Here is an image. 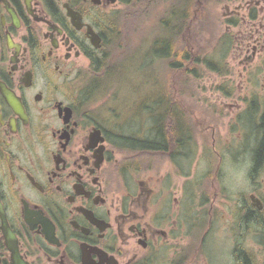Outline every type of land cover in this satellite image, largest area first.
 <instances>
[{
  "label": "flooded vegetation",
  "instance_id": "1",
  "mask_svg": "<svg viewBox=\"0 0 264 264\" xmlns=\"http://www.w3.org/2000/svg\"><path fill=\"white\" fill-rule=\"evenodd\" d=\"M117 1L0 0V264H264V0L233 10L245 29L230 44L239 77L236 85L222 80L218 91L237 95L242 111L234 142L211 138L217 175L226 174V157L245 167L247 183L245 200L238 186L224 187L234 199L227 227L221 215L206 217L208 192L187 183L179 190L145 171L126 182L133 172L118 167L111 111L93 109L97 92L83 98L82 78L105 50L97 11L109 15ZM65 4L81 15L80 28ZM186 119V147L167 155L189 176L187 145L196 139ZM211 156L208 149V166Z\"/></svg>",
  "mask_w": 264,
  "mask_h": 264
},
{
  "label": "trees",
  "instance_id": "2",
  "mask_svg": "<svg viewBox=\"0 0 264 264\" xmlns=\"http://www.w3.org/2000/svg\"><path fill=\"white\" fill-rule=\"evenodd\" d=\"M211 1L121 0L123 7L112 11L109 15L97 11L95 26L103 35L105 50L103 56L96 59L90 76L92 82H87L85 89H97L99 95L109 88L114 90L113 85L117 82L131 83L138 88L136 80L134 84L130 77L133 75L132 68L135 64H139L138 68L142 74L160 81L159 83L155 80L150 87H145L148 94L142 97L137 107H144L146 111H150L153 119L151 135L145 137L118 135L116 139H119V143L114 141L118 144L114 143V147L126 153L124 168L128 166L127 169L132 172L138 173L137 171L142 169L143 162L140 161L143 158L151 162L148 165L152 167L156 163L153 160H159L164 150L168 149L172 155H176L180 148L186 147L188 129L181 124L186 114L179 103L173 102L171 95L173 73L180 70L186 74L196 75L199 65L221 74L226 72V63L222 62L223 52L229 48V45L225 44L233 43L232 39L224 36L221 38L220 46H214V49H209L207 53L208 43L207 45L198 43L208 22L207 5ZM214 1L222 2V0ZM127 31L138 35L143 32L150 33V37L146 39L147 45L141 46L145 37L140 35L135 46L131 41L130 47L125 37ZM125 46L133 49L130 52L132 58L124 57ZM153 59H160L166 63L163 76L156 73ZM190 66L192 67L189 68ZM143 79H147L145 75ZM112 109L115 110L114 107ZM196 127L191 119L194 139ZM195 146L194 143L187 145L189 153L195 149Z\"/></svg>",
  "mask_w": 264,
  "mask_h": 264
},
{
  "label": "rangeland",
  "instance_id": "3",
  "mask_svg": "<svg viewBox=\"0 0 264 264\" xmlns=\"http://www.w3.org/2000/svg\"><path fill=\"white\" fill-rule=\"evenodd\" d=\"M242 2L243 0H222V2L212 0L208 3V22L202 32L203 34L200 36V40L198 41V43L202 45H207L208 43L206 53L209 49H214V46H220L221 38L224 36L231 38L233 42L238 41V36L240 33L245 31V29H238L241 24L239 22L241 19L239 17L241 12L236 15V12H233V10H238L239 5ZM122 7L123 4L121 3V0H118L113 11L121 9ZM229 18H231V20H229ZM234 22L236 23L234 24ZM227 25H231L230 29H226ZM140 35L145 37L141 46H146V39L150 37V33L148 34L143 32ZM140 35L128 32L127 36H124L126 37L129 45L131 41H133V46H135V43ZM225 45H229V48L225 49L223 52L224 57L222 62L224 61V63H226L225 69L227 73L224 74V77L222 75L223 73L221 74L215 70L207 69L204 65L197 66L196 75H193L192 73L186 74V72L177 70L171 76V85L173 86L171 95L173 102L180 103V106L185 114H187L189 119H192V121H194L197 125L194 136L196 139V146L190 154L191 166H189V176L179 174V170L177 171L174 163H172L169 160L168 155L165 154L160 156L159 160H153V162L156 163L152 167L148 165L151 162L146 161L145 158L141 159L140 162H143L142 167H148L149 169H142L137 171L138 173H125L124 178L126 182L128 180L130 184H134L136 179L141 176L142 171H145L144 174L153 173L154 178L157 177L161 180H167L170 185L179 187V190L180 187H184L187 183V185L190 184V186L195 187L196 193H201L203 191L208 192L209 196L205 209L206 212H208L212 206V210L210 214L206 215V217L208 218L212 216L217 218L221 215L225 218L224 223L222 224L227 227V220L230 221L231 219L230 210L233 208L234 203L232 202L234 199H228L225 197V195H227V191H224V187L227 188L233 185L238 186L241 192L237 194V196L241 199L244 198L245 200L247 199V195L245 194L247 192L243 191L247 188V183L246 179H244L245 167H232L226 157H223L224 172H226V174L222 177L217 175L216 167L219 157L213 150V145H211L212 137L220 139L223 138L225 143H231V141H233L231 140L233 137H239L233 130L236 123L235 117L242 111V109H237L235 106H237V101L241 99H239L237 95L228 96L224 93L218 92L220 90L219 86L221 85L220 83H222V80L226 79L228 83L233 81L236 85L239 77V71L237 70L238 65L233 62V58H231L233 49L230 48V43ZM131 46L132 45H130V47ZM130 47L125 46L124 48L125 58L131 56L130 52H132L133 49H130ZM130 58H132V56ZM138 58H136L137 62ZM152 62L156 65V73L163 76V72L166 70V63L160 59H153ZM138 66L139 64L134 65L132 68L133 75L130 76L131 81L134 84L136 80L138 88L134 87L131 83L124 82L121 84L117 82L113 85L114 90L109 88L107 91L102 92L99 94L100 96L91 103V105L97 114H100L103 110H109L111 111L113 121L116 120L115 118L118 119L116 123L112 124V131L120 132L125 135L143 137L150 133V129L153 125V119L151 118L150 111H146L144 107H142L141 111H139L137 107L142 97L148 94L145 87H150L155 80L159 83L160 81L154 78H149L147 74H142ZM191 67L192 66L189 68ZM228 67L230 69L229 73L227 72ZM144 75L147 78L145 80L143 79ZM90 76L91 74L82 78L83 80L80 84L81 90L86 88L87 82H92ZM146 81L149 82L146 83ZM109 100H112L111 104H108ZM232 103H235L234 109L231 108ZM110 107H114L115 110ZM179 117L181 118V115H179ZM244 121L245 120H243V122ZM120 122L121 124L119 125L118 123ZM185 126L187 128V123H185L184 127ZM238 130H242V127L239 126ZM205 139H208L209 141L204 143L203 140ZM245 148H248V146ZM208 149L212 150V161H215V164L212 162L211 166H208L207 159L204 157L206 156ZM116 151L118 152L115 154L119 163L118 167H123V163L127 158L126 153L118 150ZM232 182L235 183L231 184ZM223 192H225V194ZM233 195H235V193H233ZM219 237L220 235L218 234L217 238ZM228 246V241H225V243L220 246L221 252L224 253L223 255H226L225 260L229 259L227 257Z\"/></svg>",
  "mask_w": 264,
  "mask_h": 264
},
{
  "label": "water",
  "instance_id": "4",
  "mask_svg": "<svg viewBox=\"0 0 264 264\" xmlns=\"http://www.w3.org/2000/svg\"><path fill=\"white\" fill-rule=\"evenodd\" d=\"M109 1L112 2V3H115L117 0H109ZM65 7L67 9V12L66 13H67L68 16H70L72 23L76 27L80 28L82 26V23L80 21L81 15L78 12L74 11L72 8H70L68 6V4H65ZM14 22H15V24H18V21L15 18V16H14ZM87 34H88V36L90 38L91 43L95 47L101 46V38L98 35V33L95 32L94 28L91 25H87ZM4 93H6V92H4ZM9 99H10V103L12 104V106L14 107V109L16 110V112L20 113L21 110L19 108V104L14 99H12L10 96H9Z\"/></svg>",
  "mask_w": 264,
  "mask_h": 264
},
{
  "label": "bare ground",
  "instance_id": "5",
  "mask_svg": "<svg viewBox=\"0 0 264 264\" xmlns=\"http://www.w3.org/2000/svg\"><path fill=\"white\" fill-rule=\"evenodd\" d=\"M95 87H97V86H95ZM97 92V89H94V88H92V89H85V93L83 94V98L85 99V100H90L91 99V97L95 94ZM139 111H141V109H142V107H139V108H137ZM116 120L115 121H113V124L114 123H116L117 122V118H115ZM182 119V118H181ZM183 121L181 122V124L182 125H185V123H186V120L185 119H182ZM119 125L121 124V122L120 123H118ZM113 128V127H112ZM112 128H111V131H112ZM118 135H122V136H128V135H125V134H121L120 132H115V131H112V138H113V143H115L114 141H116L117 143H119V139H116V137L118 136ZM151 135V130H150V133L148 134V135H146V136H150ZM145 137V136H144ZM116 144V143H115ZM116 145H118V144H116ZM121 145H123V144H121ZM168 153L169 152V150L168 149H166V150H164L163 151V155H165L166 153ZM124 167H126V166H123L122 167V171L124 170H128L127 168H129L128 166H127V168H124Z\"/></svg>",
  "mask_w": 264,
  "mask_h": 264
}]
</instances>
